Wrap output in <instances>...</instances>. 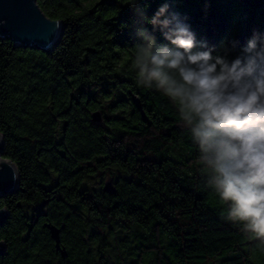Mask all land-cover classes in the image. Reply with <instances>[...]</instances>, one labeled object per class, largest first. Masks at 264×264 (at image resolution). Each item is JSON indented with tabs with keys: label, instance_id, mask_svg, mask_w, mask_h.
I'll use <instances>...</instances> for the list:
<instances>
[{
	"label": "trees",
	"instance_id": "obj_1",
	"mask_svg": "<svg viewBox=\"0 0 264 264\" xmlns=\"http://www.w3.org/2000/svg\"><path fill=\"white\" fill-rule=\"evenodd\" d=\"M37 1L65 23L52 50L0 36V131L20 173L18 191L0 197L8 209L0 264H264V245L222 219L176 106L138 86L135 8ZM161 2L138 0L146 20ZM173 8L218 48L264 32V0H173ZM107 171L114 192L91 185ZM46 221L61 228L66 256Z\"/></svg>",
	"mask_w": 264,
	"mask_h": 264
},
{
	"label": "clouds",
	"instance_id": "obj_2",
	"mask_svg": "<svg viewBox=\"0 0 264 264\" xmlns=\"http://www.w3.org/2000/svg\"><path fill=\"white\" fill-rule=\"evenodd\" d=\"M127 3L138 16L132 60L138 86L155 88L176 106L198 147L206 185L223 204L222 219L264 245V32L218 48L198 38L173 0H162L147 20L138 0ZM8 166L17 179L16 166Z\"/></svg>",
	"mask_w": 264,
	"mask_h": 264
},
{
	"label": "water",
	"instance_id": "obj_3",
	"mask_svg": "<svg viewBox=\"0 0 264 264\" xmlns=\"http://www.w3.org/2000/svg\"><path fill=\"white\" fill-rule=\"evenodd\" d=\"M64 27V21L47 15L37 0H0V36L9 37L18 45L52 50L60 40ZM133 100L141 110L143 119L149 122L140 98L134 96ZM92 119L95 122H101L102 111L94 110ZM8 163L15 165L18 170V178L15 180ZM19 185V169L12 159L4 156V138L0 131V197L10 192H17ZM103 189L114 192L116 189L113 180L106 181ZM6 216H8V209L0 203V223ZM44 225L49 228L57 249L61 250L63 256H66L67 250L61 245V228L50 221H46ZM1 249L2 242H0V251Z\"/></svg>",
	"mask_w": 264,
	"mask_h": 264
},
{
	"label": "rangeland",
	"instance_id": "obj_4",
	"mask_svg": "<svg viewBox=\"0 0 264 264\" xmlns=\"http://www.w3.org/2000/svg\"><path fill=\"white\" fill-rule=\"evenodd\" d=\"M114 177H115V175H113L110 171H107L105 173V175H104V179L103 180H98V181L97 180H92L93 183L91 185L95 186L97 188L102 187L105 184L106 181L111 180Z\"/></svg>",
	"mask_w": 264,
	"mask_h": 264
}]
</instances>
